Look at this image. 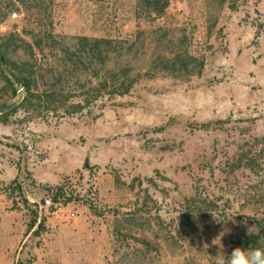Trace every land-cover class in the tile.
<instances>
[{"label": "rangeland", "instance_id": "1", "mask_svg": "<svg viewBox=\"0 0 264 264\" xmlns=\"http://www.w3.org/2000/svg\"><path fill=\"white\" fill-rule=\"evenodd\" d=\"M77 36L135 45L65 63ZM3 39L40 80L0 123V264H214L258 230L264 145L258 172L234 161L264 137V0H170L159 17L140 0H0ZM180 48L204 60L200 73L151 69L153 54ZM114 61L134 86L92 93Z\"/></svg>", "mask_w": 264, "mask_h": 264}, {"label": "trees", "instance_id": "2", "mask_svg": "<svg viewBox=\"0 0 264 264\" xmlns=\"http://www.w3.org/2000/svg\"><path fill=\"white\" fill-rule=\"evenodd\" d=\"M144 9L148 12L154 13L157 17L162 16L170 4V0H140ZM166 36V35H164ZM126 42V43H125ZM11 44L12 41L0 40V92H6L8 94V98L4 101L0 102V123H7L10 117L18 112V110L23 107V102L26 99V95L29 93L31 96H34L32 90L36 86H39L38 77L35 76V72L33 71V67L30 63H16L11 57ZM134 41L131 42L130 39H113L108 37H89V36H77L73 45V51L70 48H66L62 51V54L65 59V63H68L72 52H76L78 56L84 58V60H102L107 53L116 54L117 57H120L121 54L125 50L126 53L132 52L134 48ZM19 46V45H18ZM172 52V51H171ZM98 61V60H97ZM120 62H112L111 65H106L103 67L105 71V78L96 81L95 85H91V89L93 92H97L100 89L101 85L107 86V82L109 81V85H111L115 90L119 93L128 92L132 86H134L136 81L130 79V70L128 67H120ZM98 67V65H97ZM96 67V68H97ZM204 67V60L188 49L180 48L177 51H174L170 54L161 51L160 53L153 54L151 61V69L158 70L160 72L166 74H172L173 76H186L191 77L196 74V72L200 73ZM100 69H96L95 74L100 72ZM198 70V71H197ZM57 75V74H56ZM45 77L43 75L41 78ZM16 84H21V88L16 86ZM23 93L22 101L12 100L11 98L15 97L18 93ZM41 102H47L48 104H52L56 99V91L54 89H43L37 95ZM97 95L86 100V104L95 100ZM75 108L81 110L83 108V104L77 103L73 104ZM209 123H204L203 127L207 128ZM264 145V137L262 138H254L251 141H246L242 144L239 150L235 154L234 164L236 168L247 167L250 168L254 172H258L259 168V146ZM58 191L55 192V200L60 198L63 192L62 187L57 188ZM134 217V216H133ZM135 218V217H134ZM38 221L37 213L32 219L29 225V231L32 230L35 224ZM257 231L245 234L236 240L230 249V252L234 248L241 247L242 249H256L261 248L264 249V211L262 216L256 220ZM44 225L41 220L39 223L38 229L35 232H38L39 228ZM117 238H120L118 236Z\"/></svg>", "mask_w": 264, "mask_h": 264}, {"label": "clouds", "instance_id": "3", "mask_svg": "<svg viewBox=\"0 0 264 264\" xmlns=\"http://www.w3.org/2000/svg\"><path fill=\"white\" fill-rule=\"evenodd\" d=\"M179 214L180 212L178 213V216ZM235 215L230 216L228 219L234 217ZM170 221H173V219H169L166 222L167 225ZM172 228L175 231L176 225L174 224ZM228 231L230 230L225 229L224 231H222L217 239L220 240V237L226 235ZM214 264H264V249L256 248L245 250L241 247H237L232 250L230 255H227V259L225 258V254H223V252L217 254L214 260Z\"/></svg>", "mask_w": 264, "mask_h": 264}, {"label": "built area", "instance_id": "4", "mask_svg": "<svg viewBox=\"0 0 264 264\" xmlns=\"http://www.w3.org/2000/svg\"><path fill=\"white\" fill-rule=\"evenodd\" d=\"M12 17L13 18H16V17H18V13L15 11V12H13L12 13ZM46 204H41L39 207H40V209H42L43 207H45V206H49L50 204H51V199L50 198H47L46 200Z\"/></svg>", "mask_w": 264, "mask_h": 264}]
</instances>
